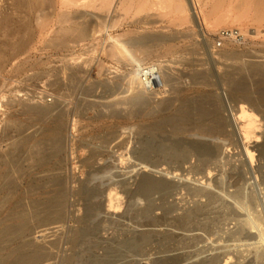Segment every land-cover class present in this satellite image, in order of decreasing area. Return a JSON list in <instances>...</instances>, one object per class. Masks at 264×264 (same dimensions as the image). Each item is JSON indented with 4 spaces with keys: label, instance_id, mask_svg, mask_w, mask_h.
<instances>
[{
    "label": "rangeland",
    "instance_id": "374dc122",
    "mask_svg": "<svg viewBox=\"0 0 264 264\" xmlns=\"http://www.w3.org/2000/svg\"><path fill=\"white\" fill-rule=\"evenodd\" d=\"M77 1V5H72ZM123 1L127 0H116L108 13L99 2L93 7L82 5L80 0H0V151L10 150V157L15 151L13 157H17L16 167L7 166L8 170L5 167L2 172L4 175L8 172L5 179L12 185L7 189L0 181L1 259L9 264L14 257L12 251L19 245L16 242L1 250L5 240L2 233L24 224L17 217L24 214L22 217L27 219L30 206L47 203L52 196L53 177L41 176L59 172L69 196L66 217L60 224L64 229L47 231L49 240L45 238L47 245L52 241V250L56 248V252L51 250L52 264H67L65 260L70 256L72 264L107 263L106 258L110 261L107 264H203L209 258L208 264H264V151L261 147L253 148L252 143L250 149L255 153L252 163L231 142L224 143V153L228 155L220 160L214 158L215 151L214 155L211 152L199 155L194 150L202 144L201 140L203 143L206 140L196 135V123L210 122L209 118H201L200 110L209 111L210 115L215 110L228 114L223 94H228L232 105L243 103L258 116L261 129L258 134L264 138V21L257 22L255 16L260 9L264 11V0H258L261 4L257 0H164L159 6L155 5L158 0H130L126 16L120 10ZM196 13L204 18L203 26L195 22ZM235 29L245 35V41L224 40L217 47L219 33ZM152 36L164 39L165 43L154 41ZM144 37L152 39L142 41ZM120 41H126L125 46L135 56L139 51L145 55L153 49V54L139 62L158 63L167 79L166 94L156 95L157 102L150 99L155 95L142 94L140 105L135 99L137 91L127 89L125 78H136L139 65L132 61L125 63L119 57L116 45ZM129 41H135L134 46ZM63 68H68L71 75ZM60 70H65L67 77ZM50 105H60L59 111L64 107L61 111V144H64L61 151H64L54 158L50 133L39 136L36 139L45 144L47 156H52L50 163L34 169L28 156L33 142L20 145L14 125L32 128L35 122L27 108ZM148 112L153 114L147 115ZM155 123L159 125L153 127ZM177 123H187L194 130L187 128L183 134L176 130ZM39 127L44 130L49 125ZM12 142L18 143L17 147L11 148ZM206 143L203 145L209 144ZM209 145L213 148L217 141ZM212 159L219 160L216 166ZM58 160L61 161L58 169L51 170ZM144 166L150 171L141 174L178 182L172 196L143 191L137 172ZM25 167L33 171L27 172ZM208 170L212 172L211 180L217 182L206 184L204 179L202 185V176L208 177ZM187 178L190 181L184 182ZM198 178L200 182L195 181ZM82 187L95 190L85 195L79 193ZM106 192L123 205L113 211L109 238L100 241L102 229H98L101 225L97 222L108 204ZM133 193L135 198L131 201ZM201 206L206 209L203 213L185 221L188 218L185 214ZM96 219L99 220L92 223ZM252 221L256 226L252 227ZM32 224V231L37 230L32 232L35 235L49 223ZM50 224L48 227L52 228ZM83 224L90 229L88 240L75 236L81 234L77 230Z\"/></svg>",
    "mask_w": 264,
    "mask_h": 264
},
{
    "label": "bare ground",
    "instance_id": "6f19581e",
    "mask_svg": "<svg viewBox=\"0 0 264 264\" xmlns=\"http://www.w3.org/2000/svg\"><path fill=\"white\" fill-rule=\"evenodd\" d=\"M75 0H73V2H74ZM81 1V4L82 5H87V6H93V7H97V5L99 4V6L102 8V9H104L106 12H108V13H110V9L113 7V5L115 4V2H116V0H80ZM190 1H192L193 2V0H190ZM97 2H99L98 4H97ZM157 3H155V5L157 4L158 6L159 5H162L165 1L164 0H158V1H156ZM249 2V1H248ZM257 2H259L258 0H257ZM262 2V1H261ZM77 3H78V1L77 2H74V3H72V5H77ZM119 3V2H118ZM260 3V2H259ZM192 4V3H191ZM261 4V3H260ZM260 4H258V5H260ZM36 4H34V6H35ZM129 5H130V0H127L126 2L125 1H123V2H121L120 3V10L122 11V13H123V15L124 16H126L128 13H129ZM190 5V4H189ZM194 5H195V3H194ZM147 6V5H146ZM264 6V5H263ZM189 7V6H188ZM195 7V6H194ZM141 8V7H140ZM144 8V7H143ZM262 9H260V11L259 12H257V14L255 15L256 16V20H257V22H259V23H262L263 21H264V11H261ZM190 12V11H189ZM191 13V12H190ZM129 15V14H128ZM193 15V14H192ZM196 15V16H195ZM69 16V15H68ZM92 16H94V15H92ZM194 16H195V19H196V21L195 22H197L198 23V25H200V26H203V23H204V18L203 17H201V14H194ZM255 16H252V17H255ZM95 17V16H94ZM251 17V18H252ZM98 19V18H97ZM100 20V19H99ZM255 20V21H256ZM77 27V26H76ZM80 27V26H79ZM106 29V28H105ZM67 30V29H66ZM100 33V32H99ZM184 35V34H183ZM182 36V35H181ZM189 35H187V37H188ZM153 37V40L154 41H160V42H162V41H164V39H162V38H159L158 36L156 37V38H154L155 36H152ZM166 38V37H165ZM152 38H150V37H144V38H142V41L143 40H145V41H148V40H151ZM59 40V39H58ZM25 41V40H24ZM24 41L22 42V44H24ZM167 41V40H166ZM128 42V41H127ZM130 42V44L131 45H133V43H135V41L133 42H131V41H129ZM139 42V41H138ZM125 43H126V41L124 42V41H120V43H118L117 45H116V53L119 55V57H122L123 59H124V61H125V63L126 62H128V63H131V61H132V63L134 62V64L135 65H141V59L143 60V58H145V56L146 57H148V56H150L151 54H153V49L151 50H148L147 51V53L145 54V55H142L141 53H140V51H139V53H136L137 55L135 56V55H133L132 53L133 52H131L126 46H125ZM151 43V42H150ZM162 43H165V41L164 42H162ZM161 43V44H162ZM128 44V43H127ZM138 44V43H137ZM159 44V43H158ZM125 46V47H123V46ZM128 46V45H127ZM134 46V45H133ZM157 46V45H156ZM137 51V50H136ZM138 52V51H137ZM135 56L136 58H133V56ZM138 56V57H137ZM261 56V55H260ZM82 57V56H81ZM80 57V60L82 59ZM143 57V58H142ZM71 59V58H70ZM136 59H138V60H136ZM74 60H75V58H74ZM84 60V59H83ZM82 60V61H83ZM139 60H140V62H139ZM79 60H78V58L75 60V62L76 63H79L78 62ZM81 62V61H80ZM263 62V61H262ZM199 63V62H198ZM144 64V63H143ZM185 64V63H184ZM196 64V63H195ZM133 65V64H132ZM197 65V64H196ZM205 65V64H204ZM259 66H260V64H258ZM128 66V65H127ZM131 66V65H130ZM201 66V65H200ZM264 67V66H263ZM62 69V68H61ZM63 69H66V71L65 72H67V69L68 68H63ZM260 69V68H259ZM86 70V69H85ZM61 71V70H60ZM63 71V72H64ZM190 71V70H189ZM62 72V71H61ZM62 72V73H63ZM71 72V71H70ZM200 72V71H199ZM62 73H60L59 72V75L60 74H62ZM68 74H69V70H68V72H67ZM160 75H161V79H162V85L163 86H165L166 84H167V79L162 75L163 73H162V71L160 70ZM64 74V76H66L67 77V75H66V73H63ZM62 74V75H63ZM164 74H165V72H164ZM200 74V73H199ZM69 75H71V74H69ZM169 75V74H168ZM233 75V74H232ZM170 76V75H169ZM63 77V76H62ZM135 77V76H134ZM132 78V76H131V78H128V76L125 78L126 79V84H127V89H131L132 91H134V90H136L137 91V97H138V95H139V97H138V99H137V97L135 98L136 99V101H138V103L141 105L142 103H143V96H142V94H144V95H146V93L142 90V88L140 87V85H139V83H138V79H137V76H136V78ZM231 77V76H230ZM64 78V77H63ZM74 78V77H73ZM164 78V79H163ZM82 79V78H81ZM174 79V78H173ZM197 79V78H196ZM63 79H61V81H62ZM176 80V79H175ZM191 80V79H190ZM230 80V79H229ZM58 81V80H57ZM56 81V82H57ZM65 80H63L62 82H64ZM204 81V80H203ZM55 82V81H54ZM56 82H55V84H56ZM66 82V81H65ZM70 82H71V80H70ZM74 82V81H73ZM199 82V81H198ZM200 82H202V81H200ZM205 82V81H204ZM203 82V83H204ZM67 83H68V80H67ZM119 83V82H118ZM231 83V82H230ZM233 83V82H232ZM232 83H231V85H232ZM238 83V82H237ZM236 83V84H237ZM68 84H70V83H68ZM169 84V83H168ZM209 84V83H208ZM241 84V83H240ZM64 85V84H63ZM201 85H202V83H201ZM234 87V86H233ZM238 87V86H237ZM174 88V87H173ZM176 88V87H175ZM245 88V87H244ZM243 88V89H244ZM74 90V89H73ZM176 90V89H175ZM240 91V90H239ZM242 91V90H241ZM245 91V90H244ZM65 92V91H64ZM72 92V91H71ZM127 92V91H126ZM135 92V91H134ZM62 93V92H61ZM87 94V93H86ZM132 94V93H131ZM136 94H134L135 96H136ZM66 96V95H65ZM149 97V96H148ZM42 98V97H41ZM150 98V97H149ZM250 98V97H249ZM5 99V98H4ZM70 99V98H69ZM121 99V98H120ZM150 99H152L151 101H154V102H157V101H155L156 99H157V96L155 95L154 97H152V98H150ZM150 99H147L146 101H149ZM201 99H204V98H201ZM222 99H223V101H225V104H226V112L228 113L227 115H225V114H223L222 112H219V110L217 111V110H215L211 115H210V113H209V111L207 112L206 110H204V109H201L200 110V113H201V118L202 119H206V118H209L210 119V122L209 123H203V122H201V123H196L197 125H198V133L196 134L197 136H198V134L200 135V136H198V138H201V139H206L205 140V143L207 142V143H211V142H215V141H217V145L214 147L213 146V148H212V146H210L209 144H207V145H203V144H205V143H203L202 142V140H201V143L202 144H200V145H196L195 146V148H194V146H191V147H193L194 148V150H195V152L197 153V154H207V153H210L211 152V154L213 153V155L215 154V153H217V155H215V157L214 158H217V157H219V160H220V158H224L225 157V155L227 154L228 155V153H224L225 151V145H224V143L225 142H231V144L233 143L234 145H237L238 146V148H240L239 150H240V153H241V155L242 156H244V158H245V156H246V158H248L249 160H250V162L252 161V163L254 162V155H255V153L253 152V150H251L250 149V147H251V144L252 143H255V145L253 146V148H259V147H261L262 148V150L264 151V138L262 139V137L263 136H261V135H259V134H261L260 132V130L261 129H258V128H260L259 126H260V123L258 122L257 123V121H259L258 120V116L254 113V112H252V110H250V109H248L243 103L242 104H240V105H232V102L230 101V98L228 97V94H223L222 95ZM10 100V99H9ZM158 100V99H157ZM163 100H165V99H163ZM212 101L214 100V99H211ZM145 101V100H144ZM203 101V100H202ZM214 101H216V100H214ZM213 101V102H214ZM57 102V101H56ZM55 102V103H56ZM66 102V101H65ZM85 102H87V101H85ZM120 102V101H119ZM135 102V101H134ZM150 102V101H149ZM149 102H147V104L149 103ZM203 102H205V101H203ZM210 102V101H209ZM2 103V102H1ZM25 103V102H24ZM28 103H30V102H28ZM33 103V102H32ZM31 103V104H32ZM37 103V102H36ZM58 103V102H57ZM93 103V102H92ZM95 103V102H94ZM131 103V102H130ZM137 103V104H138ZM199 103H200V101H199ZM208 103V102H207ZM219 103V102H218ZM238 103H240V102H238ZM248 103V102H247ZM30 104V105H31ZM34 104V103H33ZM50 104V103H49ZM54 104V103H53ZM121 104V103H120ZM128 104V103H127ZM146 104V103H145ZM204 104V103H203ZM205 104H206V102H205ZM204 104V105H205ZM224 104V105H225ZM36 105V104H35ZM45 105V104H44ZM43 105V106H44ZM47 105V104H46ZM52 105V104H51ZM50 105V106H51ZM66 105V104H65ZM84 105H85V103H84ZM90 105H91V103H90ZM94 105H96V104H94ZM126 105V104H125ZM202 105V104H201ZM27 106V105H26ZM25 106V107H26ZM54 106V105H53ZM56 106H58V105H56ZM60 106V105H59ZM59 106L58 107H33L32 108V106H30L31 108L29 109V108H27L30 112H31V114L33 115V118L32 119H34V122H35V125H33L32 126V128H30V129H27V128H23L22 126L20 127V126H15L14 124V128H15V131L17 132V134H18V142H20L21 144L20 145H22V143L23 144H25L26 146H28L29 145V143H32L30 146H29V157H30V160H32L31 162H29L31 165L30 166H34V169L35 168H42L43 166H45V165H47L48 163H50V160H51V156L52 155H54V158H58L59 157V154H60V152H63V151H61V137H62V133H61V130H62V124H61V116H62V114H61V111H64V107H63V110H62V108L60 109L61 111H59V110H57V108H59ZM63 106V105H62ZM134 106V105H133ZM135 106H136V104H135ZM210 106V105H209ZM215 106V105H214ZM25 107H24V109H25ZM29 107V106H28ZM138 107H139V105H138ZM201 107V106H200ZM199 107V108H200ZM218 107V106H217ZM199 108H198V110H199ZM26 109V110H27ZM145 109H147V106L145 107ZM155 109V108H154ZM224 110V109H223ZM25 112V111H24ZM28 112V111H27ZM157 112V111H156ZM119 113V112H118ZM188 113V112H187ZM191 113V112H190ZM199 113V114H200ZM152 115L151 114V112H148L147 113V115ZM65 115V114H64ZM146 115V114H145ZM187 117V116H186ZM176 118H178V117H176ZM200 118V119H201ZM174 119V118H173ZM181 119H183L182 118V116H181ZM181 119H179V120H181ZM186 119V118H185ZM176 120H178V119H176ZM178 120V121H179ZM182 121V120H181ZM184 121H186V120H184ZM163 122V121H162ZM188 122V121H187ZM208 122V121H207ZM18 123V122H17ZM20 123H22V122H20ZM165 123H168V122H165ZM49 125V127L48 128H45L44 130H41L40 129V127L39 126H41V125ZM195 124V123H194ZM257 124H259V125H257ZM153 125V127L154 126H156V125H159V123H155V124H152ZM44 127V126H43ZM172 127V126H171ZM176 130H178L179 132H181V133H183V134H185V132L187 131V128H189V127H187V123H185V125H182L181 123H177L176 124ZM191 127V126H190ZM190 129V128H189ZM191 129H192V127H191ZM190 129V131H193L194 129H192L191 130ZM155 130V129H154ZM195 131H196V129H195ZM125 132V131H124ZM263 132V131H262ZM47 133H50V136H52V141H53V145H52V155H49V156H47V148H45V144L43 143V142H40V141H38L36 138H38L39 136H46V134ZM259 133V134H258ZM9 135H11V134H9ZM8 135V136H9ZM196 135L194 134L193 136H195L196 137ZM263 135V134H262ZM5 136H7V135H5ZM7 136V137H8ZM192 136V135H191ZM12 141V140H11ZM196 141H199V139H197ZM195 141V142H196ZM17 142V141H16ZM63 142H64V140H63ZM260 143H262L261 145H259ZM17 144L18 143H14L13 144V142H12V146H11V148H14V147H17ZM230 144V143H229ZM11 145V144H10ZM9 145V146H10ZM213 145H215V143L213 144ZM64 146V144L62 145V147ZM6 147H7V145H6ZM6 147H4L5 148V150H7L9 147H7V149H6ZM191 147H190V149H191ZM126 148V147H125ZM192 148V149H193ZM64 149V148H63ZM133 149V148H132ZM189 149V150H190ZM14 150H16V149H14ZM18 150V149H17ZM16 150V151H17ZM127 150H128V148H127ZM152 150L153 151H156L157 149H153L152 148ZM161 149H159V151H160ZM49 151H50V149H49ZM214 151H215V153H214ZM227 151V150H226ZM8 152H10V150L9 151H0V172H1V175H0V181L2 180L3 182H1L2 183V185L4 186V187H8L9 185H12L8 180H6L5 178H6V174L8 173V172H5L6 174L4 175V173L2 174V172L3 171H5L4 170V168L6 167V169H7V166H10V167H12V169L14 168V167H16V162H17V160H15L16 158H14L13 157V155H14V152H12L11 154H12V157H10L11 155H10V153H8ZM121 152V151H120ZM164 152V151H163ZM182 152V151H181ZM191 152H193L192 150H191ZM228 152H230V150L228 151ZM154 153V152H153ZM19 154V153H18ZM28 154V153H27ZM51 154V153H50ZM123 154V153H122ZM188 154H190L189 152H188ZM10 155V156H9ZM17 155V154H16ZM161 155V154H160ZM164 155V154H163ZM192 155V154H191ZM209 155V154H208ZM17 156H19V155H17ZM22 155H20V157H21ZM119 156V155H118ZM121 156V155H120ZM173 156V155H172ZM182 156V155H181ZM189 156V155H188ZM204 156V155H203ZM211 156V155H210ZM25 157V156H24ZM23 157V158H24ZM28 157V158H29ZM157 158V157H156ZM164 158V157H163ZM26 159V158H25ZM123 159V158H122ZM176 159V158H175ZM27 160V159H26ZM60 160V159H59ZM57 161V162H55V164L53 165V167L52 168H50L51 170H56V169H58V165H59V162H61V161ZM181 160V159H180ZM213 160V159H212ZM211 160V161H212ZM218 159H217V161H219ZM28 161V160H27ZM216 161V160H215ZM214 162V160H213V162H214V164L215 163H217L218 164V162ZM245 161H246V159H245ZM20 162H22V161H20ZM25 161H23V163H24ZM208 162V161H207ZM26 163V162H25ZM181 163H182V160H181ZM190 163V162H189ZM208 163H211V162H208ZM185 164V163H184ZM191 164V163H190ZM213 164V165H214ZM22 165V164H21ZM154 165V164H153ZM156 165V164H155ZM183 165V164H182ZM220 165V164H219ZM219 165H218V167H219ZM24 165H22V167H23ZM27 166V165H26ZM92 167L94 166V165H91ZM107 166V165H106ZM148 166V165H147ZM147 166H144L141 170V172L139 171V172H137L138 174L137 175H139V179H140V182H139V185L141 186V188L143 189V191L145 192V193H148V194H150V193H159V192H165L166 193V195H168V197H170V196H172V191L173 190H175L179 185H178V182H176L175 183V180H173V181H170V180H167V179H156V178H158V177H156V176H153V177H155V178H153L152 176H151V174L149 175H145V174H141V173H143V172H146V173H148L147 171H150L149 169H147L148 167ZM160 166H161V164H160ZM195 166V165H194ZM215 166H216V164H215ZM28 167V166H27ZM96 167V166H95ZM100 167V166H99ZM104 167V166H103ZM18 168V167H17ZM16 168V169H17ZM24 168V167H23ZM23 168H22V171H23ZM30 168V167H29ZM29 168H26L25 167V171H27L26 169H28L29 170ZM190 168H193L192 166L190 167ZM217 167H215L214 168V170L216 169ZM15 169V170H16ZM95 169V168H94ZM93 169V170H94ZM140 169V168H139ZM177 169V168H176ZM8 170V169H7ZM14 170V171H15ZM32 170V169H31ZM101 170V169H100ZM99 170V171H100ZM166 170H168V169H166ZM174 170H175V168H174ZM210 170H213V169H210ZM10 171V170H9ZM33 171V170H32ZM32 171H27V172H32ZM58 171V170H57ZM56 171V172H57ZM97 171V170H96ZM104 171V170H103ZM103 171H101V172H103ZM209 171V170H208ZM16 172V171H15ZM47 172H49V171H47ZM54 172V171H53ZM91 172H92V170H91ZM100 172V173H101ZM162 172V171H161ZM190 172V171H189ZM11 173V172H10ZM17 173H19V172H17ZM23 173H25V172H23ZM165 173V172H164ZM172 173V172H171ZM209 173H210V175H209ZM211 173L212 172H208V177H205V176H202V177H204L202 180H203V182H202V185L204 184L205 185V183L206 184H211V182L213 181V180H215V179H213V180H211V177H212V175H211ZM214 173V172H213ZM20 174V173H19ZM26 174V173H25ZM27 174H29V173H27ZM169 174V173H168ZM4 175V176H3ZM10 176H11V174H9ZM14 175V174H13ZM22 176H23V174H21ZM89 175H92V174H89ZM161 175V174H160ZM215 175V174H214ZM61 176V174L58 172V173H43V175L41 176V177H53V180H52V182L51 183H53L52 184V186L51 187H53V189L51 190V192L50 193H52V196L49 198V200L47 201V203H45L44 205H42V203L40 204V206H41V208H40V206L38 207V206H36L35 205V207L34 208H32V206H30V208L32 209H29V210H31V212H26L27 213V219H24L23 217H22V215L24 216V214H21V216H19L18 214V217L17 218H19V219H23V221H24V224H18V225H16V226H13V227H11V228H8V230H6V231H4L3 233H2V235H3V237H5L4 239V241H3V245L1 246V250H7V248L11 245V244H13V243H16V242H18L19 243V245L18 246H16V248L12 251V255H14V257H13V259L11 260V262L9 263V264H52L51 263V260L53 261V259H51V256L53 255L52 253V251H55L56 252V248L55 249H53L52 250V248H53V243H52V241L50 242L49 241V244L47 245V243L48 242H45L46 240H45V238H47L48 240H49V238L48 237H46V235H47V231L48 232H52V231H50V230H55V232H56V230H59V229H61L62 227H63V229H64V226L63 225H60V224H63L64 223V220H65V217H66V211H65V209H66V204H67V201H68V196H69V193H68V191H67V188L62 184V182H63V180H62V178L60 177ZM136 176V175H135ZM176 176V175H175ZM184 176H186V175H184ZM14 177V176H13ZM24 177V176H23ZM40 177V178H41ZM92 177H94V176H92ZM201 177V178H202ZM9 178V177H8ZM20 178H21V176H20ZM96 178V177H95ZM103 178V177H102ZM190 178V177H189ZM189 178H187V179H183L184 180V182L186 181H190V179ZM201 178H200V180H199V178H198V180H195V181H201ZM43 179V178H42ZM104 179V178H103ZM134 179V178H133ZM204 179H205V183H204ZM15 180H16V178H15ZM93 180H95L94 178H93ZM92 180V181H93ZM114 180V179H113ZM137 180V179H136ZM180 180V179H179ZM222 180V179H221ZM220 180V181H221ZM18 181H20V180H18ZM115 181V180H114ZM118 181V180H117ZM177 181V180H176ZM194 181V180H193ZM21 182V181H20ZM113 182V181H112ZM119 182V181H118ZM217 181H213V183H216ZM66 183V182H65ZM91 183V182H90ZM100 183V182H99ZM109 183V182H108ZM111 183V182H110ZM115 183H117V182H114V185H115ZM219 183V182H218ZM20 184V183H19ZM182 183H180V185H181ZM101 185H103V184H101ZM106 185V184H105ZM212 185V184H211ZM14 186V185H13ZM214 186V185H213ZM17 187V186H16ZM84 187H85V185H84ZM84 187H82L80 190H81V192H79V193H83V194H85V195H90V194H92L93 192H94V190L95 189H91V188H84ZM89 187V186H88ZM93 187V186H92ZM14 188H15V186H14ZM49 188V187H48ZM109 188V187H108ZM202 187H200V189H201ZM4 189V188H3ZM7 189H9V187L7 188ZM16 189V188H15ZM138 189V188H137ZM141 189V190H142ZM194 189V188H193ZM80 190H78V191H80ZM26 191H27V189H26ZM50 191V190H49ZM204 191V190H203ZM129 192V191H128ZM132 192V191H131ZM175 192V191H174ZM198 192H199V190H198ZM211 192V191H210ZM15 193V192H14ZM145 193H144V195H145ZM7 194V193H6ZM78 194V193H77ZM104 195V199H105V193H103ZM106 194H107V192H106ZM141 194V193H140ZM198 194V193H197ZM201 194V193H200ZM199 194V195H200ZM98 195V194H97ZM111 195V194H110ZM129 195V194H128ZM138 195V194H137ZM136 195V196H137ZM173 195H174V193H173ZM195 195V194H194ZM99 196V195H98ZM131 196V195H130ZM135 195H134V193H133V195L130 197L131 199H129V200H131V201H133L132 200V198H135L134 197ZM148 196V195H147ZM198 196V195H197ZM91 197V196H90ZM112 197V196H111ZM110 196H109V193L107 194V202H108V204H107V206L102 210L103 212H104V214L102 215L103 217H101V214L100 215H98L99 217H101L100 219L101 220H97L96 219V221H93L92 223H95V222H97V224H100L101 226L99 227V225H98V229H102V232H101V234L100 235H98L99 236V239L100 238H106V240L109 238V234H111L112 232H109L110 231V226H112L111 225V223H112V220L113 219H111L112 217V214H113V211L115 210V209H118L119 207H120V205H123V204H121V200L119 201V199H118V201H113L112 199H114V198H111ZM164 197V196H163ZM167 197V198H168ZM4 199H5V197H4ZM85 199V198H84ZM139 199V198H138ZM165 199V198H164ZM140 200V199H139ZM166 200V199H165ZM211 200V199H210ZM222 200V199H221ZM118 202H120V203H118ZM123 202V201H122ZM94 203H96V202H94ZM212 204V203H211ZM26 205V204H25ZM24 205V206H25ZM29 204H27L26 205V207L28 206ZM31 205V204H30ZM23 206V205H22ZM92 206V205H91ZM216 206V205H215ZM29 207V206H28ZM168 208V207H167ZM14 209V208H13ZM27 209V211H29ZM99 209H102V208H98V210ZM97 210V209H96ZM191 210V209H190ZM204 210H206L205 208L203 209V207L201 206V207H198L195 211H192L190 214L188 213V215H186L185 214V216H187L188 218H184V216H183V218L185 219V221L186 220H191L192 218H190V217H194V216H199L201 213H203L202 211H204ZM89 211H91L90 209H89ZM88 211V212H89ZM93 211V210H92ZM100 211V210H99ZM101 211V212H102ZM24 212V211H23ZM88 212H86V213H88ZM102 212V213H103ZM127 212H129V208H127L126 209V211H124V213H126L127 214ZM154 212V211H153ZM92 213V212H91ZM91 213H89V214H91ZM99 213V212H98ZM123 213V214H124ZM115 214H117V213H115ZM92 215V214H91ZM114 215V214H113ZM86 216V215H85ZM87 216H89V215H87ZM86 216V217H87ZM119 216V215H118ZM120 216H122V215H120ZM75 217H77V216H75ZM85 217V218H86ZM114 217V216H113ZM123 217V216H122ZM125 217H126V215H125ZM88 218V217H87ZM86 218V219H87ZM6 219V218H5ZM146 219V218H145ZM82 220V219H81ZM93 220V219H92ZM182 220V219H181ZM210 220V219H209ZM34 221H39L40 222V224L41 223H43L44 225H46V223H51L50 225V227H52V228H49L48 226H49V224H48V226H47V228H39V230H38V232H37V234H33L35 231H37V230H35L34 232L32 231L33 229H32V222H34ZM255 221V220H254ZM254 221H252L251 223H252V227L253 226H256L255 224H256V222H254ZM4 222V221H3ZM82 222V221H81ZM80 221H79V223H81ZM83 222H86V221H83ZM89 222V221H88ZM43 224H41V225H43ZM59 224V225H58ZM89 224V223H88ZM84 225V227H81V229L78 227V229L79 230H77V232H80L81 234H79V233H77V234H75V236H78L79 238H82L83 239V237H85L86 239L88 238V236L91 234L90 233V229L87 227V224H83ZM89 225H91V224H89ZM34 226H36V225H34ZM34 226H33V228H34ZM92 226V225H91ZM95 226H96V224H95ZM242 226V225H241ZM46 227V226H45ZM90 227V226H89ZM69 228V227H68ZM256 229H258V228H256ZM94 230V229H93ZM75 231H76V229H75ZM96 231V230H95ZM101 231V230H100ZM225 231V230H224ZM33 232V233H32ZM63 232V231H62ZM99 232V231H98ZM228 232V231H227ZM248 232V231H247ZM1 233V232H0ZM75 233V232H74ZM97 233V232H96ZM57 233H55L54 235H56ZM58 234H59V232H58ZM256 234V233H255ZM48 235H49V233H48ZM260 235H261V233H260ZM50 237H51V233H50V235H49ZM95 236H97V235H94V237ZM97 236V237H98ZM8 237V238H7ZM53 237V236H52ZM56 237H57V235H56ZM73 237V236H72ZM115 237V236H114ZM244 237V236H243ZM58 238V237H57ZM78 238V239H79ZM84 238V239H85ZM93 238V237H92ZM150 238V237H149ZM263 238V237H262ZM261 238V239H262ZM50 239H52V238H50ZM62 239V238H61ZM97 239V238H96ZM251 239H253V238H251ZM59 240V239H58ZM57 240V241H58ZM81 240V239H80ZM88 240V239H87ZM93 240V239H92ZM95 240V239H94ZM102 239H100V241H101ZM105 240V241H106ZM146 239L144 238V241H145ZM256 240V239H255ZM55 241V240H54ZM60 241V240H59ZM68 241V240H67ZM89 241H90V239H89ZM143 241V242H144ZM248 241V240H247ZM76 242H77V240H76ZM88 242V241H87ZM1 243V242H0ZM72 243V242H71ZM96 243H97V240H96ZM106 243V242H105ZM58 244H60V243H58ZM98 244V243H97ZM104 244V243H103ZM103 244H102V246H103ZM107 244V243H106ZM105 244V245H106ZM244 244V243H243ZM255 244V243H254ZM94 245H95V243H94ZM100 245V244H99ZM80 247H82V246H80ZM99 247V246H98ZM101 247V246H100ZM59 248V247H58ZM74 248V247H73ZM83 248V247H82ZM102 248V247H101ZM101 248H99V249H101ZM104 248V247H103ZM86 249V248H85ZM92 249V248H91ZM93 249H94V247H93ZM95 249H97L96 247H95ZM98 249V250H99ZM52 250V251H51ZM59 250V249H58ZM57 250V251H58ZM70 250H72V249H70ZM76 250V249H75ZM77 251V250H76ZM76 251H73L74 253H76ZM86 253V252H85ZM93 253V252H92ZM95 255V254H94ZM80 256V255H79ZM82 256H83V254H82ZM110 256V255H109ZM94 257V256H93ZM79 258V257H78ZM77 258V259H78ZM84 258H85V256H84ZM100 258V257H99ZM213 258V257H212ZM217 258H219V257H217ZM0 259H1V257H0ZM51 259V260H50ZM101 259V258H100ZM99 259V260H100ZM105 258H103L102 260H104ZM222 259V258H221ZM88 260V259H87ZM96 260V259H95ZM101 260V261H102ZM105 260H108L109 261V259H105ZM104 260V261H105ZM110 260H111V262H113L112 261V259H111V256H110ZM208 260H210V258L208 259ZM208 260H203L204 262H203V264H206L207 262H209ZM213 260H214V258H213ZM6 259L5 260H0V264H5L6 263ZM65 261H67V264H72V262H73V260H72V257L70 256V258H68L67 260H65ZM90 261V260H89ZM97 261V260H96ZM96 261H92V262H96ZM103 261V262H104ZM107 261V263H110V261L108 262ZM119 261V260H118ZM201 262V261H200ZM210 262H211V260H210ZM77 263V262H76ZM75 263V264H76ZM79 263H80V261H79ZM82 263H84V262H82ZM81 263V264H82ZM87 263V262H86ZM102 263V262H101ZM100 263V264H101ZM107 263H102V264H107ZM225 263V262H224ZM8 264V263H7ZM85 264V263H84ZM92 264H94V263H92ZM96 264H97V262H96ZM98 264H99V262H98ZM175 264V263H174ZM202 264V263H201ZM208 264V263H207ZM210 264H213V263H210ZM214 264H215V262H214Z\"/></svg>",
    "mask_w": 264,
    "mask_h": 264
},
{
    "label": "built area",
    "instance_id": "2783aa9c",
    "mask_svg": "<svg viewBox=\"0 0 264 264\" xmlns=\"http://www.w3.org/2000/svg\"><path fill=\"white\" fill-rule=\"evenodd\" d=\"M231 39L243 43L246 37L240 30H222L219 33L217 47L222 46L221 41ZM160 74V65L158 63L143 64L136 68V76L142 90L146 94L162 97L166 94L167 88L162 85Z\"/></svg>",
    "mask_w": 264,
    "mask_h": 264
}]
</instances>
